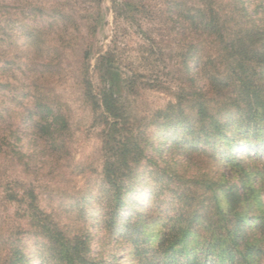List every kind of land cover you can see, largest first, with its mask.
Instances as JSON below:
<instances>
[{
  "label": "rangeland",
  "instance_id": "1",
  "mask_svg": "<svg viewBox=\"0 0 264 264\" xmlns=\"http://www.w3.org/2000/svg\"><path fill=\"white\" fill-rule=\"evenodd\" d=\"M123 1L135 4L137 10L131 12L123 4L120 7ZM177 1L183 8L204 10L217 24L213 27L214 33L209 27L198 30L190 27L189 22L181 26L175 23L176 19H168L165 10L170 0H118L117 6L113 0H102L101 4L95 0H0V84L8 83L19 91L23 85L28 91L30 85L42 82L67 106L70 127L61 144L63 148L57 149L24 124V110L18 98L22 93L0 88L2 259L8 256L12 246H22L29 264H54L49 259L47 240L28 219L30 198L23 197L28 189L36 196L39 210L69 236L87 235L91 257L106 264H137L135 250L148 249L150 244L156 246L178 219L185 225L183 216L187 218L188 211V215L195 210L210 211L206 216L217 222L213 195H219L222 203L221 192L239 186L237 192L241 194L244 181H250L264 201L263 149L258 154L252 149L246 150L240 165L242 171L230 169L214 161L213 151L202 146L194 154L185 156L183 151L173 149L171 141L159 130L163 121L151 123L156 113L177 102L180 88L194 86L206 90V97L216 100L211 105L214 110L221 107L220 96H234L230 92L237 95L232 87L219 91L211 81L210 76L227 78L231 64H235L230 58L235 49L227 50L220 42L224 40L221 37L229 41L258 32L262 35L257 41H262L264 0ZM60 14L69 17L64 21L59 18ZM93 24L95 35L89 28ZM36 36L40 39L39 45H36ZM256 44L255 51V46L264 47L261 42ZM85 46L91 52L88 75L92 84L96 88L101 86L102 73L95 67L98 58L108 53L113 63L108 67L107 84L113 87L127 113L146 126L153 142L146 148L147 158L138 168V172L144 173L140 184H146L138 188L142 193L139 199L149 198L146 206H150V211L144 215L142 205H134L130 200L120 222L124 225L149 223L145 228L141 225V232L134 236L126 229L109 233L100 225L102 215L113 203L104 178L106 151L100 112L92 109L84 93L80 68ZM191 46L201 50L190 52ZM46 49L50 50L53 62L45 70V77L39 79L38 66L49 62ZM242 59L249 64L244 56ZM257 72L258 76L253 77L264 85V69ZM226 108L231 112L236 110L232 105ZM16 137L20 140L18 143H15ZM19 151L25 156L22 161L17 158ZM249 154L252 158L247 157ZM154 166L157 172L152 171L156 170ZM244 171L250 173L249 180H241ZM251 209L249 217L253 219L249 224L255 229L261 207L254 205ZM202 218L201 226L196 229L200 235L193 243L197 251L217 233L207 229ZM158 258L160 261L166 257ZM184 260L182 256L176 261ZM207 264L213 263L208 260Z\"/></svg>",
  "mask_w": 264,
  "mask_h": 264
},
{
  "label": "trees",
  "instance_id": "2",
  "mask_svg": "<svg viewBox=\"0 0 264 264\" xmlns=\"http://www.w3.org/2000/svg\"><path fill=\"white\" fill-rule=\"evenodd\" d=\"M95 2L101 4L102 0H95ZM123 2L119 5L118 0H113L114 6L122 7L123 4L131 12L137 10L135 4ZM182 6L180 1L170 0L165 15L168 19H176L175 23L181 26L189 22L188 25L195 27L194 29L202 30L209 27V31L214 33L212 30L213 27H217V24L204 10L187 9ZM58 16L64 21L69 17L65 14ZM89 28L93 29L92 34L95 35L96 25L93 24ZM220 35L223 34L220 33ZM260 35L262 34L253 32L252 35L238 36L229 41L221 37L227 41H220L225 44L227 50L235 49V52H231L230 55L235 64H231L227 78L219 79L210 76L211 81L220 89L219 91L232 87L237 91V95L230 92L234 96H220L221 107L214 110L211 105L216 100L206 97V90L194 86L180 88L177 93V102L170 105L167 110L155 114L151 123L163 121L159 130L171 141L173 149L183 151L182 154L187 156L190 155L189 153L194 154L193 152L198 151V147L202 146L213 151L211 158L214 161L230 169L239 168L240 171H242L240 165L245 159L246 150L252 149L257 154L260 149L264 150V85L257 83L253 77L258 76L257 70L260 69L262 72L264 69V47H256L258 42L264 44V39L257 41ZM39 44L40 39L36 36V45ZM254 45H256V51L253 48ZM236 46L238 49L235 48ZM38 48L42 49L39 46ZM199 50L201 49L198 46H191L189 51L196 53ZM50 53V50L46 49L45 54L48 57L46 61L49 62L38 66L39 79L45 77V70L49 63L53 62ZM90 53L89 46H85L82 50L80 70L85 85V96L91 102L92 109L100 112L102 139L106 151L104 178L109 185L113 203V206L107 208L102 215L101 220L99 219L100 225L101 228L108 229L109 233L126 229L129 235L134 236L141 232V225L145 228L149 223L124 225L125 223L120 222L125 211H128L129 206L126 205L130 200H133L134 205H142L144 215L146 211H150V206H146L149 198L139 199L142 193L138 188L146 187V184H140V177L144 173L138 172V168L147 158L146 148L152 146L153 142L147 135L146 126L127 113L113 87L107 84L110 76L108 67L113 63L108 53L98 58L95 67L96 71L102 73L101 86L96 88L92 84V79L88 75ZM242 56L249 60V64H245ZM197 59V63L200 64V59ZM254 59L256 61H253ZM41 83L36 86L30 85L28 91L24 90L27 88L23 85L19 91L16 86L8 83L0 84V88L9 91L16 89L18 93H22L18 98H21L20 104L24 110V124L33 129L38 138H44L57 149H61L63 148L61 144L65 142V137L70 130L68 109L50 89L47 90ZM28 98L31 100H27ZM24 101L28 103L25 104ZM230 105L236 107V110L233 112L227 110L226 106ZM19 141L16 137L15 143ZM16 154L19 161L25 157L22 151ZM247 157L252 158V155L249 154ZM148 162H151V159ZM152 171L157 172V168ZM243 173L241 180L248 179L250 173L247 171ZM238 187L223 190L222 203H220L219 195H213L212 201L216 202L217 222L206 216L210 214V211L195 210L189 215L188 211L187 218L183 216L186 220L185 225L178 219L173 229L164 233L156 246L150 244L148 249L135 250L134 261L137 260V264H207L208 260L213 264H264V201L261 200L258 190L251 187L250 181L242 182L241 194L237 192ZM27 196L30 198L28 219L31 224L38 227L40 234L47 240L50 261L54 264H106L104 260L91 257L87 235L69 236L50 220L46 213L39 210L32 190L28 189L23 193V197ZM254 205L261 207V215L257 216L259 224L255 229L249 224V220L253 219L249 217V212ZM202 215L206 217L203 219ZM189 217L191 218L188 219ZM201 218L207 229H213L217 233L213 232L214 236L210 240H205L202 250L197 251L193 243L195 237L200 235L197 234L196 229L201 226ZM254 219L256 221L255 217ZM162 255L166 257L165 261L163 259L158 261L157 257L160 258ZM182 256L185 257L184 262L178 263L176 260ZM0 264H29V260L22 246H12L6 258L0 257Z\"/></svg>",
  "mask_w": 264,
  "mask_h": 264
}]
</instances>
